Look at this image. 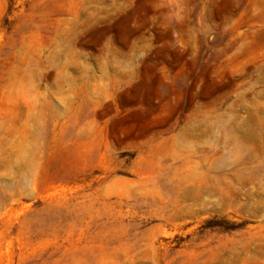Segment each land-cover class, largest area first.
<instances>
[{
    "label": "rangeland",
    "instance_id": "rangeland-1",
    "mask_svg": "<svg viewBox=\"0 0 264 264\" xmlns=\"http://www.w3.org/2000/svg\"><path fill=\"white\" fill-rule=\"evenodd\" d=\"M0 264H264V0H0Z\"/></svg>",
    "mask_w": 264,
    "mask_h": 264
}]
</instances>
